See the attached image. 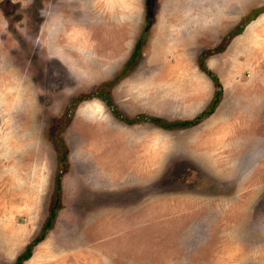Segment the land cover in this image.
Segmentation results:
<instances>
[{
  "label": "rangeland",
  "instance_id": "374dc122",
  "mask_svg": "<svg viewBox=\"0 0 264 264\" xmlns=\"http://www.w3.org/2000/svg\"><path fill=\"white\" fill-rule=\"evenodd\" d=\"M58 186L23 264H264V0H0V264Z\"/></svg>",
  "mask_w": 264,
  "mask_h": 264
},
{
  "label": "trees",
  "instance_id": "16d2710c",
  "mask_svg": "<svg viewBox=\"0 0 264 264\" xmlns=\"http://www.w3.org/2000/svg\"><path fill=\"white\" fill-rule=\"evenodd\" d=\"M229 40V36L226 38V41ZM200 69L207 74L214 82L215 86H216V92L214 94V98L211 102V104L208 106V108L206 109V111H204L203 114H201L199 117H197L196 119H194L193 121H184V122H174V123H167L162 121L161 119L158 118H143L145 119V121H150L152 123H155L157 125H159L161 128L163 129H172V128H186V127H190L193 126L195 124H197L198 122H200L204 117L209 116L211 114H213L214 110L216 109V107L218 106V104L221 101L222 98V87L221 84L217 78L216 75H214L207 67V65L205 64V62L203 60H200L199 63ZM119 118H121L123 121H125L128 124H134L137 122H140V117H137L136 119L132 120V121H128L126 119H123L122 117H120V115H117ZM59 182V181H58ZM60 188L58 186L57 188V192L56 195L54 197V201H53V205L50 208V213L49 216L46 220V222L44 223L43 228L41 229V232L39 234L38 237H36L34 240H32L28 246L26 247L24 253H22L16 260V262L14 264H23L25 261H27L28 259H30V257L32 256V252L33 249L40 244L46 237L49 229L53 226L54 221L56 219V212L57 209L59 208V202H60Z\"/></svg>",
  "mask_w": 264,
  "mask_h": 264
}]
</instances>
